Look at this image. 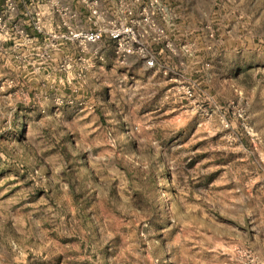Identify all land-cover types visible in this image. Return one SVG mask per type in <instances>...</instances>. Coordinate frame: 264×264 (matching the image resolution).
I'll use <instances>...</instances> for the list:
<instances>
[{"label":"rangeland","instance_id":"1","mask_svg":"<svg viewBox=\"0 0 264 264\" xmlns=\"http://www.w3.org/2000/svg\"><path fill=\"white\" fill-rule=\"evenodd\" d=\"M156 2L0 0V264H264V0Z\"/></svg>","mask_w":264,"mask_h":264},{"label":"built area","instance_id":"2","mask_svg":"<svg viewBox=\"0 0 264 264\" xmlns=\"http://www.w3.org/2000/svg\"><path fill=\"white\" fill-rule=\"evenodd\" d=\"M157 4L156 0H150V6L153 7ZM157 12V11H156ZM123 35H127V36H131V40L133 41V43H135L136 45L131 47V48H123L121 46V44L119 43V50L127 55H131L133 53L138 54L139 56H141L147 67L151 68L154 67V57L151 54L148 44H144V43H136L135 41V35L133 34L132 30L130 28H120L119 30H114L109 32V38L113 41H117L119 42L120 37ZM73 37L77 40H82L85 42H89V43H95L97 41H99L101 39V35L100 33H78V34H74Z\"/></svg>","mask_w":264,"mask_h":264}]
</instances>
